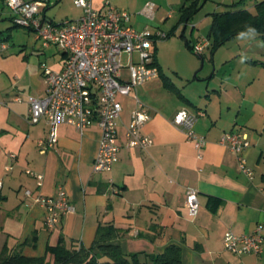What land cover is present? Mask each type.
<instances>
[{"label": "crops", "instance_id": "crops-1", "mask_svg": "<svg viewBox=\"0 0 264 264\" xmlns=\"http://www.w3.org/2000/svg\"><path fill=\"white\" fill-rule=\"evenodd\" d=\"M52 1L59 0H49L40 18H45ZM110 1L114 7L129 12L135 29L148 25L168 34L173 30L170 36L179 32L185 48L186 41L192 45L209 34L210 26L206 36H194L191 24V37L185 36L205 0H199L198 11L186 24L179 19L180 8L188 0ZM148 1L154 3L152 18L142 13ZM101 3L102 0H93L96 8ZM211 13H207L210 25ZM3 19L11 22L7 11L0 16ZM258 41L264 40L257 35L250 42L261 50H247L246 46L245 50L230 51L221 60L219 68L228 67V78L216 82L213 73L204 84L198 75L187 79V83L195 84L193 93H185L164 72L155 43L159 76L137 86L129 95H117L121 105L116 127L118 159L106 172H94L92 168L100 139L96 123L83 132L67 124L59 125L56 143L41 153L37 141L47 138L48 125L45 120L37 124L27 120V96L45 94L41 66L26 54L22 58L16 55L21 58L20 67L13 71L0 66V252L5 245L35 257L45 255L48 245L59 243L88 248L98 226L111 224L119 230L112 243L124 254L157 255L169 245H176L181 264H264V250L260 254L235 255L226 251L222 242L226 231L249 234L256 224L264 222V47L258 46ZM206 48H210L209 40ZM204 49L196 54L201 60ZM58 51L60 56L54 63L57 68L51 67L55 71L61 70L64 57V52ZM216 51L209 50L211 56ZM242 54L246 56L243 63ZM234 60L240 62L233 64ZM16 96L21 100L15 101ZM134 97L149 114L142 130L153 141L146 149L127 148L124 144L125 129L136 107ZM179 110L201 113L193 127L207 140L200 152L180 128L171 124L170 119ZM236 130L244 133L249 142L243 155L253 171L251 178L240 171L227 146L219 143L224 132ZM11 153L14 159L9 157ZM8 165L11 170L5 169ZM25 169L43 174L42 185L37 186ZM60 186L65 188L75 212L64 215L55 228L47 229L43 209L23 192L29 189L48 196ZM189 188L198 192L200 205L195 217L188 216L185 207ZM210 198L219 201L215 209L209 205ZM33 233L37 235L36 242L23 245ZM93 251L103 259L97 247ZM47 260L52 262V256L48 254Z\"/></svg>", "mask_w": 264, "mask_h": 264}, {"label": "built area", "instance_id": "built-area-1", "mask_svg": "<svg viewBox=\"0 0 264 264\" xmlns=\"http://www.w3.org/2000/svg\"><path fill=\"white\" fill-rule=\"evenodd\" d=\"M3 3L13 25L34 30L36 39L41 40L42 45H53L64 52L60 71L52 70L44 63L41 65L45 94L42 97L27 96L28 122L37 124L45 120L48 125L47 138L37 141L39 151L44 153L54 146L57 127L61 124L83 132L96 123L100 129V139L92 168L94 172L110 171L119 151L116 127L121 105L117 95H129L137 86L159 76L155 53L150 50L158 40L167 38L168 33L160 29L152 30L148 25L142 30L135 29L130 23L129 12L114 7L110 0H102L100 8L94 7L93 0H73L81 14L77 18L59 22L40 18L49 0H3ZM153 9L154 3L148 1L142 13L152 18ZM207 43V38L196 41L192 44L193 52L200 54ZM6 49L0 38V52ZM135 52L140 53L138 61L132 58ZM123 54L129 56L127 78L122 75ZM134 98L136 107L125 129L124 144L127 148L146 149L153 141L142 130L149 114L144 105ZM14 100L20 101L21 97L16 96ZM2 104L0 102V106ZM200 114L179 110L170 119L171 124L185 133L198 152L207 144L205 137L197 134L193 128ZM219 143L227 146L235 155L240 171L251 178L253 171L243 155L249 146L246 135L238 130L224 132ZM9 157L14 159L15 155L11 153ZM198 158H201V154H198ZM11 168L8 165L5 169ZM24 172L36 180L37 186L42 185L43 174L31 169ZM23 193L43 209L47 229L55 228L64 215L75 212L62 186L57 188L55 194L48 196L34 194L29 189ZM185 197L187 214L195 217L200 205L197 190L187 189ZM222 242L224 249L235 255L260 254L264 250V222L256 224L249 234L226 231Z\"/></svg>", "mask_w": 264, "mask_h": 264}, {"label": "rangeland", "instance_id": "rangeland-1", "mask_svg": "<svg viewBox=\"0 0 264 264\" xmlns=\"http://www.w3.org/2000/svg\"><path fill=\"white\" fill-rule=\"evenodd\" d=\"M205 1L204 6L195 14L192 20L193 22H190V25L186 28L185 36L187 38L191 37L189 33L191 24L194 26V36L199 34L206 36L210 26V19L207 13L223 11L226 9V4L228 3L227 0ZM259 1L262 0H244L242 7L249 11H254V5ZM6 11L7 8L0 1V16ZM80 14L81 10L73 4V0H59L58 2L52 1L48 9L45 10V19L50 22H59L65 19L77 18ZM164 28H166V25L163 29ZM178 34L160 39L156 42L157 58L163 67L164 72L172 79L176 80L185 93H193V91H196L195 84L187 83L186 81L196 75L203 77V84L206 80H209L208 78L213 75V73L214 76L216 75V82H220L221 78H224L225 76L228 78V67H224L227 70L226 73H224V68L220 69L219 67L222 65L220 63L221 60L224 59V57H227V55L231 53L230 51L245 50L246 46H248L247 50H261L254 47L255 45L250 42L252 39L241 38L238 34L224 44L218 46L215 49L217 51L214 53L215 55L213 54L214 56H211L209 52V50H211L210 48L204 49L205 52L203 59L201 60L197 57L195 52L189 51L183 46L182 40ZM0 38L7 46L5 51L0 52V66L6 71H13L16 68H19V59L25 54L36 58L38 66H41L44 63L52 70H55L54 68H51L53 66L57 68L54 63L59 59L60 51L58 50L60 49H57L53 45H42V41L36 39V33L34 30L13 25L8 20L3 19L0 20ZM33 50H39V52ZM150 51H154L156 55L155 46H153ZM16 55H19L21 58L16 57ZM133 57L135 61H138L140 59V53L135 52ZM6 59L7 61H4ZM128 59L129 56L127 54L122 55V74L124 77H127L128 75L127 68H125L129 62ZM262 59H264V57H262ZM237 62L239 63L240 60H234L233 64H237ZM175 71L182 76L183 80L179 78ZM232 72L234 71H231V73ZM231 75L232 77L236 76V74Z\"/></svg>", "mask_w": 264, "mask_h": 264}, {"label": "trees", "instance_id": "trees-1", "mask_svg": "<svg viewBox=\"0 0 264 264\" xmlns=\"http://www.w3.org/2000/svg\"><path fill=\"white\" fill-rule=\"evenodd\" d=\"M3 2V0H2ZM199 0H188L180 8L181 23H188L192 16L198 11ZM244 0H228L226 9L211 13V25L209 34V47L215 50L229 39L237 36L245 30L246 25L256 28L258 36L264 40V0L254 5V11L242 7ZM4 4V3H3ZM173 32L170 31L168 37ZM186 48L193 52L192 45L186 41ZM219 201L209 199V205L215 209ZM119 230L111 224H100L96 230L92 246L67 247L64 243L55 246L48 245L43 256H26L20 249L9 248L6 245L0 252V264H181L179 248L176 245H169L161 254L144 255L139 253L124 254L120 247L112 241L118 237ZM36 233H33L29 241L35 243ZM97 247L101 258L93 249ZM52 256V262L47 260V255Z\"/></svg>", "mask_w": 264, "mask_h": 264}, {"label": "clouds", "instance_id": "clouds-1", "mask_svg": "<svg viewBox=\"0 0 264 264\" xmlns=\"http://www.w3.org/2000/svg\"><path fill=\"white\" fill-rule=\"evenodd\" d=\"M258 33L256 28L252 27L251 25H246L245 30L239 33V37L246 38V39H255ZM258 46L264 47V41H258ZM246 59V56L242 54L241 56V63H243Z\"/></svg>", "mask_w": 264, "mask_h": 264}, {"label": "water", "instance_id": "water-1", "mask_svg": "<svg viewBox=\"0 0 264 264\" xmlns=\"http://www.w3.org/2000/svg\"><path fill=\"white\" fill-rule=\"evenodd\" d=\"M41 25H42V22H41Z\"/></svg>", "mask_w": 264, "mask_h": 264}]
</instances>
